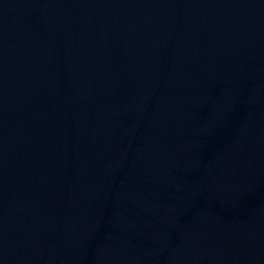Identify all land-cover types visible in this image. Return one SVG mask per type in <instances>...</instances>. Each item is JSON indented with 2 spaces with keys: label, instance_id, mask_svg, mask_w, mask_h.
<instances>
[{
  "label": "water",
  "instance_id": "95a60500",
  "mask_svg": "<svg viewBox=\"0 0 264 264\" xmlns=\"http://www.w3.org/2000/svg\"><path fill=\"white\" fill-rule=\"evenodd\" d=\"M0 264H264V0H0Z\"/></svg>",
  "mask_w": 264,
  "mask_h": 264
}]
</instances>
